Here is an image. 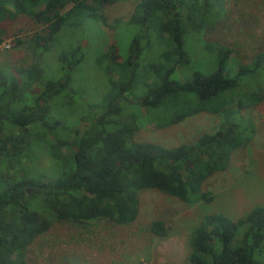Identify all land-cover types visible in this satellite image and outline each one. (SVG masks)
<instances>
[{
	"label": "trees",
	"instance_id": "obj_1",
	"mask_svg": "<svg viewBox=\"0 0 264 264\" xmlns=\"http://www.w3.org/2000/svg\"><path fill=\"white\" fill-rule=\"evenodd\" d=\"M115 1L0 0V24L27 16L40 28L30 43L46 52L64 28L87 20L106 25L103 8ZM222 3L137 0L125 24L134 29L126 55L120 57L116 41L98 58L107 89L90 104L82 130L76 124L60 128L48 106L82 61L79 46L58 53L57 78H45L38 60L13 74L0 70V264H25L26 248L53 222H131L139 192L188 204L212 200L202 191L204 182L224 171L229 155L253 133L238 110L264 100L255 80L264 74L263 53L234 68L228 47L201 38ZM4 34L0 28V40ZM152 46L160 50L141 68L142 51ZM248 80L255 81V90L235 101L234 92ZM199 113L218 117L219 126L189 143L132 140L146 119L163 128ZM60 129L66 132L62 138ZM35 149L45 150L57 169L47 182L25 164ZM147 232L159 239L168 234L161 220L152 221ZM186 244L185 264H264V207L238 218L204 215Z\"/></svg>",
	"mask_w": 264,
	"mask_h": 264
},
{
	"label": "rangeland",
	"instance_id": "obj_2",
	"mask_svg": "<svg viewBox=\"0 0 264 264\" xmlns=\"http://www.w3.org/2000/svg\"><path fill=\"white\" fill-rule=\"evenodd\" d=\"M136 1L116 0L105 6L107 26L87 20L83 25L62 29L46 52L30 43L40 28L27 16L2 22L0 28L5 34L0 40V70L13 74L15 69L38 60L43 64L45 78H57L62 74L58 53L79 46L82 61L71 70L69 85L62 95L48 106L50 116L60 121V128L76 124L82 130L87 125L90 104L98 103L107 89L98 58L116 41L120 57L126 55L134 29L125 24ZM201 38L228 47L234 68L248 64L255 53L264 54V0H223L222 11L214 15L211 27L204 30ZM159 50L156 46L144 49L140 67L152 63ZM118 62L119 59L113 62L115 68ZM255 80L258 87L264 88V74ZM255 88V81L248 80L234 92V100ZM138 112L143 114L144 110ZM237 114L251 125L253 133L243 147L229 155L225 170L204 182L202 191L212 197L209 203L188 204L155 191L139 192L137 214L131 222L122 225L105 220L82 224L53 222L28 245L25 264H185L186 237L202 216L220 213L238 218L254 207H264V100L238 110ZM218 126L219 118L205 113L163 128L146 119L139 123L132 140L173 146L189 143L201 132ZM62 129L58 132L61 138L66 133ZM25 164L32 166L36 174L44 175V182L57 174L45 150L33 152ZM155 220L164 223L166 238L159 239L147 232Z\"/></svg>",
	"mask_w": 264,
	"mask_h": 264
},
{
	"label": "built area",
	"instance_id": "obj_3",
	"mask_svg": "<svg viewBox=\"0 0 264 264\" xmlns=\"http://www.w3.org/2000/svg\"><path fill=\"white\" fill-rule=\"evenodd\" d=\"M2 46H4V43H2ZM5 47V46H4Z\"/></svg>",
	"mask_w": 264,
	"mask_h": 264
}]
</instances>
